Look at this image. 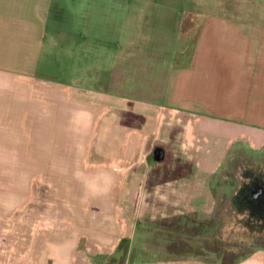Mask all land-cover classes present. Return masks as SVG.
I'll list each match as a JSON object with an SVG mask.
<instances>
[{"label":"crops","instance_id":"obj_1","mask_svg":"<svg viewBox=\"0 0 264 264\" xmlns=\"http://www.w3.org/2000/svg\"><path fill=\"white\" fill-rule=\"evenodd\" d=\"M263 150L264 0H0V196L58 182L80 217L53 264H221L140 238L208 217L216 176Z\"/></svg>","mask_w":264,"mask_h":264},{"label":"rangeland","instance_id":"obj_2","mask_svg":"<svg viewBox=\"0 0 264 264\" xmlns=\"http://www.w3.org/2000/svg\"><path fill=\"white\" fill-rule=\"evenodd\" d=\"M236 160L215 178L212 214L180 216L172 223L151 222L140 238L142 244L154 250L166 239L182 240L192 245L190 251L225 262L264 244V150ZM57 186L55 181L36 180L33 196L26 197V183L19 182L18 197H12L4 183L0 264H53L52 249L59 252V239H75L74 222L80 215L66 211L68 199L58 197ZM160 225L173 231L166 232ZM79 246L86 249L81 242Z\"/></svg>","mask_w":264,"mask_h":264},{"label":"trees","instance_id":"obj_3","mask_svg":"<svg viewBox=\"0 0 264 264\" xmlns=\"http://www.w3.org/2000/svg\"><path fill=\"white\" fill-rule=\"evenodd\" d=\"M159 173L160 170L159 169H155L154 170V176L152 178V180L150 182H153L155 180H159ZM175 218H170V219H165V220H161L160 223H172L171 221L174 220ZM165 225V224H164ZM161 227H164V230L166 231H173L171 230V228L169 226H163L160 225ZM169 228V229H168ZM177 240L175 239H166V249L167 252L172 255V256H176V257H183V256H187V255H201V253L199 252H192V250L190 251V249H192V245L189 244L188 242L184 241L182 242V240L180 242H176ZM120 247L124 248V241H122V245H120ZM239 256H237L238 258ZM234 258L233 260H230L229 262H225L223 259H221V264H234L236 259Z\"/></svg>","mask_w":264,"mask_h":264}]
</instances>
